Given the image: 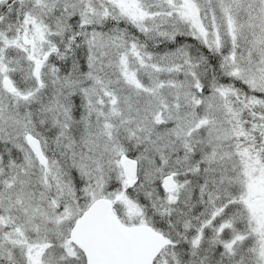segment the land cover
<instances>
[{
	"label": "trees",
	"instance_id": "trees-1",
	"mask_svg": "<svg viewBox=\"0 0 264 264\" xmlns=\"http://www.w3.org/2000/svg\"><path fill=\"white\" fill-rule=\"evenodd\" d=\"M41 1L48 8L43 9ZM49 1L53 2L51 6L48 5ZM137 1L136 6L133 5L134 9H129L115 0H0V41L3 36L19 30L20 25H23V17L29 16L36 22L38 20L43 27L42 39L45 53L47 52L39 72L40 80L46 83L48 79L49 84L39 92L31 72L32 63L25 57L19 42L18 50L16 44L12 46L0 42V63H6L8 76L18 94H26L23 99L18 100L26 103L16 105L18 108L9 116L19 121V113L24 106L29 102H37L36 95L42 99L41 93H44L47 104L51 105V99L57 98L67 107L71 121L82 124L86 118L94 117V113L88 114L86 106L85 94L89 86H92L95 94L100 95L102 90L111 91L119 83L110 82L113 74H109L108 56L112 60L124 54L128 70L136 67L137 57H140L141 67L139 64L135 69L142 87H127L125 95L131 94L133 89L142 94H150L153 91L146 93L145 88L156 85L154 91H157V103L163 101L168 108L162 110L161 122H147L146 125L138 121L136 126L141 127L140 134L133 139L123 137V153L137 160L140 176L132 187L122 188L123 197L126 196L134 205L141 206L143 213L140 214L144 216V222L170 240V244L164 249L174 254V264H187L197 257L206 259V264H227V244L235 237L248 235L252 230L251 226V229L248 227L241 231V222L237 223L235 220L236 210L248 201L243 194L246 168L239 151L241 147L238 148L237 144L243 146L251 142L250 148H244L245 151L264 166V148L260 147L264 140L256 128L264 125V91L259 92L252 87L242 74L238 77L230 71L235 69V65L239 68L243 65L251 70L254 67V72H263V58L260 59L261 54L257 50L245 57L250 43H246L248 39L241 36L248 20L246 15L241 14L242 11L233 12L236 35L234 52L229 51L231 44L224 32L226 22L223 23L224 30L222 27L220 0H194L198 7L197 18L205 31V40L187 8L184 10L180 6H173L177 0ZM234 1L239 6H244L246 0ZM247 1L252 2L251 11L254 13L258 3L255 0ZM213 27L220 34L218 43L211 31ZM258 48L261 49L262 46L258 44ZM129 49L134 52L128 54ZM40 50L43 49H38V54ZM237 57L243 63L238 64ZM259 86L264 90L263 84ZM0 91L4 93L1 88ZM217 95H221V98L216 99ZM101 106L106 108L104 104ZM199 109L210 112L198 118L195 112ZM213 109L218 113L215 114ZM183 115L187 116L188 122L202 119L196 130L187 137V142L181 144L180 140L173 137H163V149L160 144L151 148L145 137L155 132L169 131L179 123L181 125ZM152 116L153 113L148 119ZM110 122L113 125L111 130L120 131L124 127V123L120 126L115 122L114 116L110 118ZM213 127H217V131ZM235 129H239L241 133L235 134ZM25 131L40 140L46 166L52 169L53 162H57L59 170H56L54 178L71 187L66 189L63 186L64 192L61 195L54 194L53 188H49L53 178L52 171L45 176L40 173L46 185L38 182L36 185L43 189L45 187L53 199L60 201L56 212L63 206L74 205L83 210L91 201L87 199L81 186L93 185L95 180L89 172H79L77 165L83 162L81 150L63 143V135L60 144L51 145L56 133L50 122L41 132L31 126H20L15 135L0 126V187L10 182L13 166L21 164L20 169L23 167L26 152L20 149L18 143H22L30 152L22 137ZM254 148L261 150L257 154L252 152ZM69 157L73 158L76 165L69 163ZM34 163L39 170L42 169L37 161ZM149 169L152 170L150 174L147 173ZM165 174H172L175 179V201L160 186V178ZM228 177L236 180L229 181L230 188L223 192L222 187L228 183ZM115 185L120 191L121 185L110 178L106 180L102 191V195L111 198L113 202L115 199L111 196L117 194L113 189ZM260 197L264 198V194ZM113 205L117 215L125 220L128 211L122 210L124 203L115 200ZM125 222L132 224L137 221L134 219ZM14 224L18 223L0 211V238L4 236L3 239L11 243L7 232ZM68 230L66 225L61 237L58 240H48V246L56 244L64 250L61 244L69 239ZM233 230H237L235 234H231ZM202 243L210 247L199 250ZM244 243L248 245V239ZM23 249L24 247L22 253L13 256V259L1 257L0 264H27ZM76 249L80 254L81 250ZM188 251L190 252L187 253ZM255 256L256 251L251 256V261H247L244 254L240 264H253ZM77 263L85 264L81 257Z\"/></svg>",
	"mask_w": 264,
	"mask_h": 264
},
{
	"label": "rangeland",
	"instance_id": "rangeland-1",
	"mask_svg": "<svg viewBox=\"0 0 264 264\" xmlns=\"http://www.w3.org/2000/svg\"><path fill=\"white\" fill-rule=\"evenodd\" d=\"M115 1L120 3L123 7L134 9L133 5L136 6L135 1L137 0ZM168 1L170 2V0ZM255 1L258 3V7L254 13L251 11L252 2L247 0L244 2V6H239L234 0H220L219 10L222 17V27L223 23L226 22V29L224 30L223 27V30L229 37L231 44L229 51L231 53L234 52L233 44L236 35L233 12L242 11L241 14L248 17L245 32L241 34V36L248 39L246 43H250V49L247 51V54H245V57L248 56L249 53L252 54L257 50V53L261 54L260 59L263 58L261 63L263 72H258V70V73L254 72V67L253 70H251V68L249 69V67H244L243 65H240L241 68L235 65V69L230 72H232V75L238 77L242 75L245 76L249 80L251 86L261 92L264 91L263 87L259 86L260 84L264 85V0ZM52 3V1H49L48 5L51 6ZM137 4L141 6V3L138 1ZM40 6L43 7V9L48 8L42 1ZM173 6H180L184 10L185 7L187 8L189 16L196 21V27L200 31L203 40H205V31L201 28L200 21L197 18L198 7H196L194 0H177L173 3ZM28 17L29 16L23 17V25L19 30L15 31L13 34H9V36H3L0 42L12 46L16 44L17 50L20 44L26 57L28 48L21 42V31L25 30L26 36L32 40L35 46V59H38L37 56L42 55L46 51L45 43L42 39L43 27H41L37 19L36 22L34 19ZM211 31L217 43L220 42L218 30L213 27ZM18 42L19 44H17ZM253 42H255V44H253ZM258 44L262 46L261 49L258 48ZM38 49L43 50H40L38 54ZM130 52H134V50L129 49L127 51L128 54ZM237 59L239 61L238 64L243 63L238 57ZM107 61L110 66V70L109 68H107V70H109V74H113V78L110 82L114 83L115 81H119V83L117 87L112 88L111 91L102 90V94L100 95L95 94L92 86H89L88 92L85 94V99L86 106H88V114L91 112L94 113L93 118H86L82 124L72 122L68 109L63 103L54 97L51 99V105L47 104L46 95L41 93L42 99L40 96L38 97V95H36L35 98L37 102L34 104L29 102L24 106L22 112L19 113L21 119L18 121L9 116V114L18 108L16 105L26 103L24 100L18 101L23 99L26 94L24 96L18 94L14 87L11 88L10 91H7L2 87L3 85L0 82V88L4 92L2 93L0 91V126H3L6 132L15 135V131L20 126H31L38 132H41L46 127L47 123L50 122V125L53 126L54 133H56V136L53 138V143L51 144L52 146L60 144L62 142L61 135H63L65 141H63V143H68L81 150L83 162L77 165L79 172H89L91 177L95 180L93 185L86 184L81 186L82 189H84V194L87 199L91 201L95 197L102 196L106 180L113 178L121 185V190L119 192L118 187L115 185L113 189L117 191V194L111 197L124 203L125 207L122 210L128 211L125 220L135 219L140 222L144 220L140 214L142 209L134 205L126 196L125 198L123 197L124 189L122 188L128 186V178L124 175L119 162V156L123 154L122 141L124 136L133 139L140 134L141 127L136 126L138 121L146 125L148 124L147 122H161L162 110L168 108V106L163 103V101L157 103V91H154L156 85L145 88L146 93L153 91L150 94H142L137 89H133L131 94L125 95L127 87L128 89H131L132 86L135 88L142 87V83L137 78L135 69L140 64V57H137L138 63L133 70L127 69L126 57L124 54L112 60L108 56ZM139 67H141V64ZM8 73L6 63L1 62L0 79L2 76H8ZM141 75H143V72H141ZM40 82V86L36 83L39 92L41 89L45 88V85L49 84L48 79H46V83L42 80H40ZM127 84H129V86ZM104 85L106 86L107 84ZM219 98H221V95H217L216 99ZM102 104L106 105L105 109L102 108ZM198 112L199 114H197ZM208 112L210 111L199 109L195 112V115L201 118ZM213 112L215 114L218 113L216 109H213ZM152 113V118L148 119ZM113 116L115 117V122L119 123L120 126L124 123V127L121 128L120 131L111 130L110 128L113 127L110 122V118ZM181 117L184 118L181 125L179 123L176 126H172L169 131L164 130L161 133L155 132L145 137L150 147L154 149L160 144L163 149L165 147L163 137H173L178 141L180 140L182 142L181 144L186 143L188 140L187 137L196 130V127L200 125L202 119H198L195 122H188L186 115ZM256 128L261 134L262 140H264V125L257 126ZM212 129L217 131V127H213ZM68 130L69 132H67ZM27 132L29 131L24 132L22 136L23 140ZM234 132L236 134L239 133L240 130L235 129ZM71 133L74 134V137ZM237 139H239V136ZM237 145L238 148L241 147L239 151L242 153L241 157L244 159L243 164H245L244 167L246 168L243 178L245 181L243 194L247 197L248 201L236 210L235 220L237 223L239 221L241 222L239 225L241 231H245L248 227L251 229V226L252 230L249 231L248 235L235 237V239L227 244L225 249L227 259L229 260L227 264H240V260H242L244 254L247 256L246 260L251 261V256H253L254 251H256V260L253 264H264V198L260 197V195L264 194V166L252 157L250 153L245 151L244 148H250L251 142L243 146ZM18 146L26 152V157H24L22 162L23 167L20 169L21 164L13 166V174L10 182L0 187V211L18 224L12 225L13 228L9 229V232H7L10 235L11 243L5 241L3 239L5 238L4 236L0 238V258L20 255L22 253V247H24L23 255L27 264H43L42 262H44V264H78L79 257L67 253L77 250L70 238L67 242L61 244L64 249L63 252L61 247L56 244L48 246L47 244L49 242L47 241L50 239L58 240L62 232L66 230V225L67 227L71 225V218L73 217L74 220L75 216L79 215L82 210H79L74 205L70 207L63 206L59 212H56V206L57 208L59 207L60 201L53 199V197L46 192L47 190L45 187L43 189V187L36 185V183L38 182L41 185H46V182L43 180L44 177L41 176L40 173L45 176L46 173L52 171L51 178H53L51 179L49 188H53L54 194L56 193L57 196L61 195L64 192V188L69 189L71 185L68 183L67 185L62 184L61 180L54 178V174L57 173L56 170H59L56 161L53 162L51 169L49 166H46L47 161L45 164L40 162L36 154L29 148L30 146L27 145L31 153L22 143H18ZM260 147L264 148V144L260 145ZM261 148H254L252 152L258 154ZM135 149H138V145ZM140 149L142 148L140 147ZM249 150L251 151V149ZM32 160L34 162L37 161V164L42 166L40 170H43V172L38 169ZM69 163L71 165H76L72 157H69ZM147 173H152V170H147ZM67 176H69V174ZM139 178L140 176H138V179ZM227 180L228 183L222 187L223 192H226L230 188L229 181L236 179H230V177H228ZM63 186L65 187L63 188ZM168 194L172 200H175L177 191H169ZM71 195L72 193H70L69 196ZM73 220L71 222H73ZM182 223L184 224V222ZM222 225L223 224L220 226L222 227ZM236 231L237 230H233L232 233L231 231L230 233L235 234ZM245 239H248V245L244 243ZM214 241L215 240H212V242ZM45 246H48L47 249H45ZM206 247L210 246L202 243L199 250H205ZM189 252L190 251L187 253ZM205 260L206 259L201 257L192 258L190 260L192 262L189 261L187 264H206ZM158 264H163V262H158ZM213 264H216V262ZM246 264H252V262H246Z\"/></svg>",
	"mask_w": 264,
	"mask_h": 264
},
{
	"label": "water",
	"instance_id": "water-1",
	"mask_svg": "<svg viewBox=\"0 0 264 264\" xmlns=\"http://www.w3.org/2000/svg\"><path fill=\"white\" fill-rule=\"evenodd\" d=\"M21 42L28 47V58L32 59L33 42L21 31ZM45 55L34 60L32 73L39 81V67ZM2 85L11 89L7 77L2 79ZM25 140L37 155L40 162L45 161L39 140L25 135ZM124 174L129 178L128 184L134 181L136 175L135 160L126 155L120 156ZM162 186L170 190L175 186L171 174L162 177ZM71 237L75 244L81 247L86 264H151L153 257L168 243L158 232L147 225H123L117 218L108 198L99 197L93 200L77 218L71 229Z\"/></svg>",
	"mask_w": 264,
	"mask_h": 264
},
{
	"label": "bare ground",
	"instance_id": "bare-ground-1",
	"mask_svg": "<svg viewBox=\"0 0 264 264\" xmlns=\"http://www.w3.org/2000/svg\"><path fill=\"white\" fill-rule=\"evenodd\" d=\"M64 250H62V252H63ZM68 254L69 253H71V254H74L75 256H78L79 257V259H80V257L84 260V262H85V257H84V255H83V253L81 252L80 254H78V251L77 250H74V251H72V252H67ZM8 258H10V259H13V256H11V257H8Z\"/></svg>",
	"mask_w": 264,
	"mask_h": 264
},
{
	"label": "flooded vegetation",
	"instance_id": "flooded-vegetation-1",
	"mask_svg": "<svg viewBox=\"0 0 264 264\" xmlns=\"http://www.w3.org/2000/svg\"><path fill=\"white\" fill-rule=\"evenodd\" d=\"M120 221L124 224V222H123L122 220H120ZM171 254H172V253H169L168 255H171ZM168 255L166 256V257H167L166 259L169 261V260L172 259V257H169V258H168ZM155 259H156V258H155ZM155 259H154V261H153L152 264H158L157 261H156Z\"/></svg>",
	"mask_w": 264,
	"mask_h": 264
}]
</instances>
